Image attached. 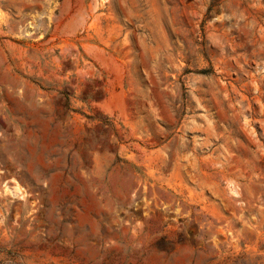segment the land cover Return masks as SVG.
Returning <instances> with one entry per match:
<instances>
[{"label":"rangeland","instance_id":"374dc122","mask_svg":"<svg viewBox=\"0 0 264 264\" xmlns=\"http://www.w3.org/2000/svg\"><path fill=\"white\" fill-rule=\"evenodd\" d=\"M0 264H264V0H0Z\"/></svg>","mask_w":264,"mask_h":264},{"label":"bare ground","instance_id":"6f19581e","mask_svg":"<svg viewBox=\"0 0 264 264\" xmlns=\"http://www.w3.org/2000/svg\"><path fill=\"white\" fill-rule=\"evenodd\" d=\"M199 174V173H198ZM199 180V179H198ZM203 181V180H202ZM216 182H217V180H216ZM198 184V183H197ZM205 185V184H204ZM218 185V184H217ZM221 195H222V193H221ZM179 206V205H178ZM169 207V206H168Z\"/></svg>","mask_w":264,"mask_h":264}]
</instances>
